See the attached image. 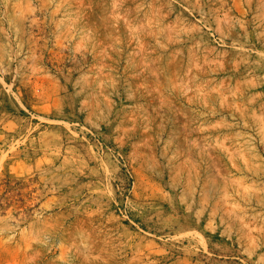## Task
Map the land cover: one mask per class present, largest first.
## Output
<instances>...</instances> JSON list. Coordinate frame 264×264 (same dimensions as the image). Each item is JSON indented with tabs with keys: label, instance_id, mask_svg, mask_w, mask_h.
Wrapping results in <instances>:
<instances>
[{
	"label": "rangeland",
	"instance_id": "374dc122",
	"mask_svg": "<svg viewBox=\"0 0 264 264\" xmlns=\"http://www.w3.org/2000/svg\"><path fill=\"white\" fill-rule=\"evenodd\" d=\"M0 264H264V0H0Z\"/></svg>",
	"mask_w": 264,
	"mask_h": 264
}]
</instances>
